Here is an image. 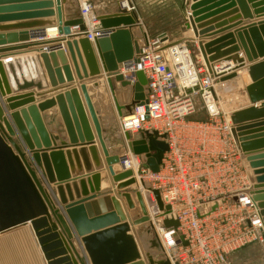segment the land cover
<instances>
[{"label": "water", "instance_id": "obj_1", "mask_svg": "<svg viewBox=\"0 0 264 264\" xmlns=\"http://www.w3.org/2000/svg\"><path fill=\"white\" fill-rule=\"evenodd\" d=\"M249 2L237 0L238 6H235L234 1L228 6V12L207 19L210 14L206 13L211 7L203 8L206 1L186 0V10L189 8L190 14L184 26L187 30L193 29L195 37L199 38L198 50L211 76L218 77L220 82H228L239 78V71L248 70L250 82L245 90L251 103L255 104L264 99L261 91L264 60H257L264 57V19L234 31L231 27L220 30L219 33L227 31L213 40L203 38L210 36L216 28L241 20L243 15L253 18V13L248 10ZM68 3L69 0H0V45L12 44L0 47V53L40 47L35 51L40 53L44 67L43 72L36 71L37 76L29 79L23 68L28 59H13L6 66L0 62V233L30 226L47 264H170L164 257L141 252L118 197L111 196L110 191L95 193L101 185V175L96 170L106 166L113 185L124 189L118 196L124 199L128 210H135L134 224L148 221L141 190L129 188L139 184L134 171L122 166L124 154L121 156L110 150L107 131L116 119L115 109L123 117L133 114L136 106L145 103L147 78L144 72L138 70L133 81L120 69L142 52L141 41L148 44L149 34L143 29L135 9H118L98 15L101 26L108 33L92 42L72 31L73 27L81 30L86 27L80 13L67 18ZM55 26L63 38L31 41L32 33ZM136 29L140 30L141 37L135 34ZM158 37L162 41L169 39L166 32ZM63 42L74 72L65 47H60ZM243 55L251 62L246 68ZM232 61L236 66L216 72V66L226 69ZM75 75L82 80L78 86H69L71 88L56 97L41 98L36 104L15 110L35 102L33 89H46L47 78L52 87H58L75 81ZM104 78L105 93L113 99V120L101 113L91 94L100 88L98 79ZM22 91L32 92L24 94ZM12 92L15 94L8 96ZM45 95L37 94L39 97ZM100 96L98 93L96 97L99 99ZM55 106L59 108L71 144L73 147L79 145V150L65 152L63 147L52 148L57 145L60 135L48 129L42 113ZM8 108L13 112L8 113ZM123 109L127 113L124 114ZM261 118H264V102L231 114L233 134L254 175L253 197L264 222V152H258L264 147V132L258 133L264 131V128L260 129L264 122H256ZM139 135L132 138L126 134L124 153L130 151L143 156L145 164L153 172H159L164 153L169 149L167 142L156 130H142ZM87 151L92 156V164ZM72 155L78 169H81V158L86 172H95L79 177L77 182L73 180L71 186L69 164L72 171L75 169ZM118 164L123 169L117 171L115 165ZM52 185L56 186L58 198ZM143 187L153 192L160 209H171L170 205H164L159 190L145 183ZM90 192H93L91 196ZM164 224L179 225L174 219H166ZM152 241L160 249L157 237ZM78 243L82 244L86 256L81 253Z\"/></svg>", "mask_w": 264, "mask_h": 264}, {"label": "built area", "instance_id": "obj_2", "mask_svg": "<svg viewBox=\"0 0 264 264\" xmlns=\"http://www.w3.org/2000/svg\"><path fill=\"white\" fill-rule=\"evenodd\" d=\"M79 2L86 28L72 31L95 42L108 30L101 26L92 1ZM118 9L136 6L133 0H121ZM45 34L46 29L34 32L31 40ZM177 41L149 36L148 44L141 41L142 52L120 69L133 81L138 70L147 78L145 103L131 114L136 121L126 123L123 117L121 129L132 138L140 137L142 130H156L169 147L157 173L143 156L126 152V157L134 158L139 178L159 190L164 205L171 206L169 211L160 209L147 189L150 221L142 225L157 237L160 253L170 264H231L237 250L255 242L264 247V222L253 197L254 175L233 134L231 114L240 108L222 109L216 90L227 82L211 76L203 59ZM215 70L221 73L229 67L218 65ZM198 99L207 119L190 120ZM166 219L177 220L178 227L166 226ZM166 232L172 233L171 244ZM79 248L86 256L82 244Z\"/></svg>", "mask_w": 264, "mask_h": 264}, {"label": "crops", "instance_id": "obj_3", "mask_svg": "<svg viewBox=\"0 0 264 264\" xmlns=\"http://www.w3.org/2000/svg\"><path fill=\"white\" fill-rule=\"evenodd\" d=\"M90 1H92L93 5H94L95 13L96 14H103V13H109V12L117 11L118 10V2L120 0L108 1V3L106 2V0H90ZM199 1H201V2L206 1V4L204 5L203 8L211 7V9L206 13V14H210V16L207 17V19L212 18V16H218L220 14H224V13L228 12V9H229L228 6L234 1L236 2L235 6H238L237 0H231V1L230 0H210V1L209 0L208 1L207 0H199ZM248 1H250L248 4V10L253 13V15H252L253 18H245L243 15V18L241 20L235 21L232 23H228L224 27L216 28L213 31H211V33H209L210 36H206L203 38H205L208 41L213 40L214 38H218V37L222 36V34H225V32L227 31L226 30L222 33H219L220 30H224L228 27H231L230 30L234 31L240 27H245V24H250L251 22H257L258 20L264 19V0H248ZM133 2L136 6V11H137L139 17H140L141 21L143 22L144 18L141 16V14L139 12V7H141V3L138 0H133ZM150 2H152V0H150ZM79 8H80V3L78 0H69V3L67 5V12H66L67 18L76 17L80 13ZM177 8H178V11L180 13V17H183V19H184L183 10L185 9V14H186V12H189V8H187V10H186L184 0L182 1V3L177 5ZM256 11L259 13L257 14ZM244 12L246 13L247 10L244 9ZM244 12H243V14H244ZM181 23H182V18H181ZM52 29H56V28H52ZM185 29L186 28H185L184 22H183V24L179 25V27L177 26L174 33H171V35L168 34V36H170L169 37L170 40H173V37L174 38L176 37L175 40H181L182 42H184L186 44L188 43V45L193 44V45L197 46V49H195V56L203 59L201 54L199 53L198 42H197V39L195 38L193 29H189V30L186 29V31H185ZM148 31H149V29H148ZM134 32L137 36H139V37L141 36V32L139 29L138 30L136 29ZM217 32L219 34L214 35ZM161 33L162 32L157 31L156 33H154V35H151V37H157ZM51 38H54V37H51ZM190 38H192V40ZM15 44H18V43H15ZM9 45H12V44L0 45V47L9 46ZM39 48L40 47H31V48H27L24 50H16V51H9V52H5V53H0V62L3 64V66H6L7 62L10 60H13V59H28V62H26L27 64H25V63L23 64L25 75H27L26 77L29 79L35 78L37 76L36 71H38L39 73L44 71L43 62H42L41 58H39L40 53L35 51ZM66 51H67V55L69 57V63L71 64V67L73 68V72H74L75 70H74L72 59L69 55L68 50H66ZM243 58L245 59V64H246L244 68H246V66H249V64H251V62L247 61L245 55H243ZM257 60L258 61L264 60V57L258 58ZM257 60H255V61H257ZM30 70H33V72ZM239 74H240V76H242V79H243V86L242 85L240 86L243 89V105H241L239 108H244V107L251 106V105L260 106L261 103L264 102V99L255 103V104H252L251 101L249 100V97H248L247 92L245 90V88H246L245 86H247V84H249V82H250L248 70L244 69L243 71H239ZM81 81L82 80L77 78L75 75V81H73L71 83L67 82L65 84L59 85L58 87H52L49 83L48 78H47L46 79L47 88L43 89V91H37L36 89H33V93L35 94L36 100L33 103L24 105V107H27L31 104H36L39 100H41V98L56 97L57 94H59L61 92L64 93L65 90H67L73 86H78ZM98 81L100 83V88L97 89L96 92L94 90L91 92V94H93V96H95L93 98V100L95 98H97L96 96L98 93L101 96H104L105 101L109 102V104H108L109 113L112 114V111H113V107L111 105L112 97L109 95L110 96V98H109L108 94L105 93V91H104L105 89L103 88V84H104L103 82L105 81V78L104 79H98ZM227 83L228 84L233 83L234 85H236L235 83H237V80H231V81H228ZM69 86H71V87H69ZM261 91L264 92V87H263V89H261ZM22 92H24V94H26V93H30L32 91H22ZM38 93H46V95L43 97H39V96H37ZM115 112H116V116H115L116 119L113 122L116 124H119L117 121L119 120V122H120L122 117H120L117 114L116 109H115ZM123 112H124V114L127 113V111L125 109H123ZM42 115H43V118L45 119V121L47 123L48 129L51 132H53L54 134L60 135V139L57 140L55 143L57 145L52 146V148L63 147V150L65 152H67L68 150L72 151L74 149L79 150V148H80L79 145L73 147L74 144H71V142H70V138L67 134V131L65 130L63 118L60 114L58 106H55V107L43 112ZM112 115H114V113ZM256 122H260V123L264 122V118H261V119L257 120ZM60 124H62L61 126H63V128H61L63 131L62 132H59L57 130L55 131V129H57V125H60ZM263 128H264V125L260 127V129H263ZM263 132L264 131H259L258 133L263 134ZM110 138H111L110 135H107V144H108L110 150L112 152L121 154L124 150V145L122 146V148L120 145L115 147V145L112 143ZM262 138H264V137H262ZM95 141H96V145L99 147V143H98L97 139ZM63 144H65V145L63 146ZM258 152H264V147L260 148ZM87 156H88V160H89L90 164H92L93 159H92L90 152H88V151H87ZM72 158L74 160L75 169L72 171L70 169V164H69V170L71 173V180H70L69 184L71 186L73 184V180H75L77 182L79 177L86 176L88 174L95 172V171L89 172V173L86 172L85 167H84V162L82 161L81 158H80L81 169H78L76 166V163H75L74 155H72ZM96 171H98L101 175V185H100V190L95 191V193L96 194H101V193L104 194L107 192L109 193V190H111V187H113V183H112L111 178L108 174L106 166H104L103 168L96 170ZM87 180L90 181V178L88 177ZM90 182H91V186H93L92 181H90ZM88 187H90L89 184H88ZM131 187H129V188H131ZM52 188L55 190V193L57 195L56 186L52 185ZM123 190L124 189L114 188V193H111V196L118 197V195H117V193H115V191L120 192ZM65 192H66V190H65ZM71 192L75 196V190L73 188H71ZM91 194H93V192H90V196H91ZM66 195H68V194L66 193ZM132 196H133V199L136 201L135 195L132 194ZM57 198H58V195H57ZM81 198H84L82 194H81ZM118 199L121 202L123 209L125 210L124 212H125V215H126V218L128 221V213H127L128 209L126 208L125 201L121 197H118ZM75 200H78L76 198V196H75ZM137 207L139 208V205H137ZM134 214H135V210L129 209V216H133ZM141 226H143L142 223H139V224H136L134 226L132 225L131 228H132V234H134L135 238L137 239V242L139 244V248H140L141 252L144 253L143 248L147 247V245L145 243L146 239L141 238L137 235L138 229ZM31 251L36 252L34 257L37 256V261H39L40 264L46 263V262L44 263L45 259L42 255V252H41L40 246L38 244V241L35 237V234H34L32 228L30 226H23V227L13 229V230L5 232V233H0V264H29L28 259L27 260L25 259V254L27 252H31ZM32 264H35V263L33 262Z\"/></svg>", "mask_w": 264, "mask_h": 264}, {"label": "rangeland", "instance_id": "obj_4", "mask_svg": "<svg viewBox=\"0 0 264 264\" xmlns=\"http://www.w3.org/2000/svg\"><path fill=\"white\" fill-rule=\"evenodd\" d=\"M108 1H115V0H106L107 3ZM138 1L141 3V7H139V12L141 16L144 18L143 22L145 23L144 24L142 22L143 29L149 32L150 37L151 35H154V33H156L157 31L166 32L167 34L171 35V33H174V31L176 30L177 26L179 27V25L183 24L184 22V19L183 17H180V13L177 8V5L182 3L183 0H152V2H150V0H138ZM185 1L186 0H184V3ZM119 2H118V8H119ZM183 12L185 14V9L183 10ZM181 18H182V23H181ZM175 39L176 37L175 38L173 37L174 41ZM186 45L189 47V49L191 50L194 56L195 49H197V46L193 44L188 45V43ZM241 85L243 86V83H241L240 85L227 83L222 87L219 86L217 87L216 93L218 95V100L221 102L223 110L225 111L234 110L236 108H239L241 105H243V89L240 87ZM13 94L14 93L12 92L8 96H11ZM94 101L97 103V107L98 109L101 110V113L108 117L111 116L110 118L111 120H113V115H112L113 113L112 114L109 113V106H108L109 102L105 101L104 96H100L99 99L95 98ZM5 104H7V102H5ZM27 107L22 106L15 110H20L21 108H27ZM11 112L13 111L10 108H8V113ZM189 119L190 120L207 119V113L200 99L197 100V111L194 114H192ZM61 125L62 124L57 125V129H55V131L57 130L59 132H62L63 130L61 128H63V126ZM120 130H121L120 124H116L113 122L109 126L107 135H110L111 137L110 139L112 143L115 145V147L120 145L122 148L125 139L122 137V134H120ZM137 235L141 238L146 239L145 243L147 247L143 246L144 253L150 252L155 257L156 256L162 257V254L160 253V249L157 248V246L154 245L152 241V239H155L156 237L154 236L153 232L149 229V227L146 224L139 227ZM35 254L36 252L34 251L27 252L25 254V259L26 260L28 259L29 264H32L33 262L35 264H40L39 261H37V256L34 257ZM45 262L46 261H44V263ZM231 264H264V247L262 246V243L255 242L234 252L231 255Z\"/></svg>", "mask_w": 264, "mask_h": 264}, {"label": "bare ground", "instance_id": "obj_5", "mask_svg": "<svg viewBox=\"0 0 264 264\" xmlns=\"http://www.w3.org/2000/svg\"><path fill=\"white\" fill-rule=\"evenodd\" d=\"M189 14H190V10H189V12H186V14H184V21L186 20L187 21V19H188V16H189ZM52 28H56V29H52ZM148 33V32H147ZM149 34V33H148ZM56 35V36H55ZM51 37H54V38H51ZM56 37V38H55ZM57 38H63L60 34H59V32H58V29H57V27L55 26V27H50V28H46V34H45V37H43V38H37L36 40H31V41H44V40H56ZM196 38V37H195ZM191 40H192V38H190ZM197 39V42H198V40H199V38H196ZM194 40V39H193ZM174 43H176V42H174ZM181 43H184V42H181ZM179 46V45H178ZM60 47H65V49L66 50H68L67 49V47H66V43H62V45L60 46ZM234 66H236L235 65V63L232 61L231 63H230V67L229 68H233ZM30 71H32L33 72V70H30ZM243 71V70H242ZM33 74V73H32ZM249 75V74H248ZM250 78V77H249ZM235 80H237V85H240L241 83H243V79H242V76H240V74H239V78H237V79H235ZM246 87V86H245ZM104 88V87H103ZM228 88V87H227ZM246 89V88H245ZM105 91V90H104ZM227 91V90H226ZM229 91V90H228ZM110 92V91H109ZM110 94H111V92H110ZM234 95V94H233ZM111 97H112V95H111ZM111 101H113V99H111ZM123 118V117H122ZM124 118H125V120H123V121H125L126 123L127 122H135L136 120H135V117H133V116H131V115H128V117H125L124 116ZM117 121V120H116ZM119 124H120V122H119V120L117 121ZM120 134H122V137L125 139V141L127 142V136H126V132H124L122 129L120 130ZM123 154L125 155V159H124V161L123 162H126V165H124L123 167H126L125 169H132L133 171H134V175H135V177H136V179L138 180V182H139V184L138 185H133L131 188H139L140 190H141V193H142V196H143V200H144V202H145V206H146V209H147V214H148V220L150 221V216H149V214H150V211L148 212V210H149V208H150V204H149V202H148V199H147V193H146V191H148L147 189H145L144 187H143V183H147V181L144 179V178H139V176L136 174V170H137V164L135 163V160H134V158H129V157H126V152L124 153V150H123V152L121 153V156H123ZM123 167H121V165L120 164H118V165H115V169L118 171L119 169H123ZM143 182V183H142ZM114 188H116L114 185H113V187H111V190H109L111 193H114ZM115 193H117V195H118V193L119 192H116L115 191ZM132 194L133 195H135L133 192H132ZM119 197V196H118ZM135 197H136V195H135ZM127 213H128V222L131 224V226L133 225H136V224H134V222H133V217H134V215L133 216H129V210L127 211ZM132 229V228H131ZM134 235V234H133ZM160 243V242H159ZM78 244H80L81 245V243H78ZM82 253V252H81Z\"/></svg>", "mask_w": 264, "mask_h": 264}, {"label": "clouds", "instance_id": "obj_6", "mask_svg": "<svg viewBox=\"0 0 264 264\" xmlns=\"http://www.w3.org/2000/svg\"><path fill=\"white\" fill-rule=\"evenodd\" d=\"M161 231H163V229H161ZM165 235L167 237H169V243L171 244L172 243V240H171L172 233L171 232H166Z\"/></svg>", "mask_w": 264, "mask_h": 264}]
</instances>
